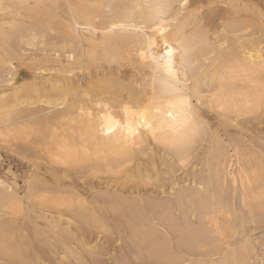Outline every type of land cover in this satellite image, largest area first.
Returning a JSON list of instances; mask_svg holds the SVG:
<instances>
[{"label": "bare ground", "instance_id": "bare-ground-1", "mask_svg": "<svg viewBox=\"0 0 264 264\" xmlns=\"http://www.w3.org/2000/svg\"><path fill=\"white\" fill-rule=\"evenodd\" d=\"M46 1L47 0H0V42H1V44H2V42L4 44H6L5 40L7 38H10V36L13 37L12 36V35H14L13 33L16 32V30L18 29L17 28L16 30H13L14 32L11 35L10 29H7L8 27H6V26L10 27V24L12 26L14 22L19 23L22 19L21 18L19 21V18L22 17V15H23L22 13H24V11H28V12L34 11L35 13L39 12L40 9L42 10L44 8L43 5ZM48 1H50L51 4L52 3L54 5L56 4L55 5V8H56V6H58L57 4H59V1H62V0H48ZM63 1H64L63 4L65 3V5H67L66 8L68 7L71 10V13L73 14V19H71L73 21L67 20L68 22L65 23L66 25L68 24V28L69 27L71 28V29L69 28V31L71 33L69 36H71V37L69 38V36L67 35L69 39L65 38L66 40H63L62 43L59 44L57 42V45L56 44L53 45L54 43L52 44V49L55 52V54L53 55V56H55V59L53 61H50L49 58L48 59L46 58L45 64H41V62L38 61L39 59H37V58L35 59L34 58L35 56L33 55L34 62L35 61L38 62L36 70H38L40 73H48L50 75L49 78L47 79L48 81L51 82L50 87H49V84L47 85L48 82L47 83L34 82L35 86H34L33 90L30 88L31 92H29L30 90H26V89H25L26 90L25 91L24 86L22 84L23 82L20 83V81L17 79V71L15 70L16 66L13 64V60H12L13 58L11 59L10 56H9V58H7L6 57L7 54L5 55L4 53H3L5 55L4 57L0 54V69H2V67L7 66V68L9 67L8 69L10 71L15 70L14 72L13 71L8 72V73H11L10 77L8 76V78H6V79L4 78V80L2 78H0V79H2V81H0V144H2L1 142L10 143L12 141V139H16L19 137L21 139L24 138V140H25L26 138L25 137L22 138V135L24 134V129L27 127V125L20 126L19 123L20 122L24 123L23 121H26V124H27V120H29V119L37 118V117L40 118V116H44L42 118V121L44 119V121L46 122L45 124L48 125L47 127H51L50 123H53V125L55 127L53 126L54 128L50 131L51 134L49 132L50 135H47L48 137L49 136L51 137V140L48 143L46 141L44 142V145L46 143L47 144H46V146H44L46 148L43 150H47V152H48L47 155H49V158L51 159L52 163H54V164L64 166V168L65 167L70 168V167H75V166L81 167L84 169L86 168L84 175L85 174L98 175V174H102L103 172H105L106 174L107 173L113 174V173H116L115 170H117V174L120 171L122 172V169L124 167H127L128 164H130V163L133 164V161L136 160L135 157H137L135 155L137 148H139L140 146H141L140 148H142L143 143L146 141L149 142L148 143L149 145L157 144V146L160 145V146H162V148L172 150L171 151V153L173 152L172 156L176 155L178 157V159H176L177 161L179 160L178 162L176 161L177 164H179L180 161H182V163H183V161L188 159L189 154H190L189 153L190 150L194 149L196 147V146H194V144L198 140L200 141L202 139L200 137V133L202 131L200 129L201 128L200 126H202V125L206 126L205 122L201 121V119H199V117L197 115L200 112L197 113L194 105L191 106V100L185 96H183V98L185 97V99H183L182 96H180L181 95L180 94L179 96L182 98L181 100H183V101L180 100V97L176 98L178 100L170 101L172 99V97H171L172 94H171V96L169 97L170 100L166 96V100L168 99V101L163 103V102H156L157 97L155 99V97L153 96L154 97V98L152 97L153 99L147 98L148 101L146 102V104L144 103V105H142L143 103H141V105H140V103H139L140 101L138 100V103L136 102L135 105L132 104L133 108L130 106L132 110L130 108H128V106H126V104L123 105L127 101L124 100L125 102L123 103V101L121 99H111V100H115L118 102L117 103L118 105H115V106L112 105L113 103H111V102L109 103V101H110V100H108V99H110L109 97H107L106 100H105V98L101 97L98 100H96L97 98H95L94 100L92 99V100L86 101L85 98H87V97H85V96H88L90 94L89 88H90V86H93L91 84L92 83L90 80L91 78H89V72L87 71L89 69L87 62H88L89 58L94 59V62L96 60L98 61V60H102V59L106 60V61H110V60H112V61L113 60L114 61L120 60L121 61L123 59V60H126L127 62L131 63V65H136L137 63H140V64L143 63V66H144V63L146 62L147 58H149V55H147V52L149 53L150 51L145 52V50H146V49H144L145 47L142 48L144 45L142 46L139 43L143 42L142 44H144V43L148 42L150 45L153 46V44H154L155 45L154 47H157L156 48L157 50L155 52V54H157V55L160 53H163V52L158 53L157 51H160V50L163 51L164 50V53L166 55L168 48H170L172 50V55L170 57V58H172V60H170L169 57H167V55L164 56L166 58L165 62L161 61L160 56H159L160 57L159 59H160L161 63L165 64V67L167 68L166 70L169 71V68H171V72H169L171 74L170 77L173 78V76H175L176 77L175 80H176L177 76L181 73V72L179 73V68L181 69L185 65L183 64L184 66L177 68L176 65L178 64V62H174L173 60L180 59L184 56L186 59V54H189L191 52V49H189L191 46L189 44L192 41L189 43L191 38L189 39V41H186L184 39V36L187 35V34L185 35L186 31L184 32V26L187 25V23L189 25V22L191 23L192 19L195 17L196 11L198 10V6H196V4L200 0H187V3H185V0H63ZM241 2H244V1L241 0ZM88 4H90L89 7L90 6L92 7L91 11L92 10H94V11L87 12L86 10L84 11V8H82V9L80 8V7H83V5L88 6ZM84 7H86V6H84ZM45 8H46V5H45ZM47 9H48V7H47ZM79 9H81V10H79ZM85 9H87V8H85ZM66 10L68 12V9H66ZM30 13H32V12H30ZM49 13H51V12H49ZM64 13H66V12H64ZM36 14H40V13H36ZM28 20H29V17H28ZM56 20H58V19H56ZM98 20H99V22H98ZM170 21H172L174 24H175V22H177L175 24L174 28L173 27L170 28L172 30H169L170 23H172ZM17 23H15L13 26H15ZM232 23H233V21H232ZM41 24H43V23H41ZM69 24L72 25V27ZM23 25H25V24H23ZM62 25H60V26H62ZM192 25L194 26V24H192ZM18 26H22V25L18 24ZM16 27L17 26H15V28ZM201 28H203V26ZM47 29H48V27H47ZM160 29H163V34L161 36L160 35L156 36L157 34H161ZM190 29H192V27ZM36 31L34 30L30 34L28 33V35L25 34V36L23 35L25 32L20 33L19 35L21 36V38L23 35V40H24L26 45L31 46V44L33 42H34V44L37 45V40L39 39L38 44L41 46H43V45L45 46L46 43H48V42H46L47 40H45L46 38H44V40H45L44 41L43 38L41 39V37H37L38 36L37 34H40V33L36 32ZM164 32H166V33H164ZM226 32H228V31H226ZM221 33H223V32H221ZM16 34L17 33H15V35ZM195 34H196V32H195ZM15 35H14V38H15ZM19 35L17 34L16 38L17 37L19 38L20 37ZM43 35L45 36L46 34L43 33L41 36H43ZM196 35H195V37H196ZM244 35H242L241 37H243ZM206 37H207V35H206ZM149 38L153 39L152 41H154V39H158L159 43L156 41H154V43H153L151 40H149ZM35 39H37V40H35ZM179 39L183 40V41H180V44L177 42ZM220 39H221V37H220ZM239 39L243 40V38H239ZM9 40H11V39H9ZM18 40L19 39H17V41ZM169 40L175 42V43L174 42H170V43L176 44V42H177L178 44L176 46H170ZM201 40H199V41H201ZM225 40H227V39H225ZM233 40H231V41L233 42ZM207 41H209V40H207ZM259 41H258V43H260ZM14 42H16V41H14ZM194 42H195V40H194ZM224 42H226V41H224ZM50 43H52V42H50ZM192 43H191V45H192ZM198 43L202 44V46H203L202 42L201 43L198 42ZM217 43L220 44L221 42H217ZM227 43H225V44H227ZM237 43H240V45H239L240 48L238 47L237 52L235 51L236 54L233 52L235 54L233 57V60H232V56L230 55L231 61L228 60L229 62H227V63H226V61L225 62L223 61V63H224L223 64V63H221V61H219L220 59L218 61H216L218 59L216 56L217 59H215V57H214V59H213L212 63H210V65H207L205 68H204L205 63H204V65H202L203 68L201 70H203V72L202 71L199 72L200 70H198V72H196V73H198L197 76L200 74L199 75L200 78H199L198 82L196 81V79H198L195 76L196 74L194 75L196 79H193V77H192V79H190V80H192L191 82H193V80H195L197 82V83L194 82V83H196V85L200 84V86H201V84L204 82L203 83L204 86L205 85L209 86L207 91H206L208 93H205L206 94L205 96L201 94V92H200L201 89L199 91V88H198L199 86H195V88H194L195 90L192 89L193 91L196 92V93L193 92V94L195 93L194 95H196L198 92L200 95L199 96L196 95V96L199 99L206 98L205 100H206V103L208 104V106L210 107V111H211V109H213L214 112H215V110H216V112L218 111L222 116L225 117L227 122L228 121L229 122L230 121L236 122V120L238 118H243L246 116H250L252 114L257 115L255 113L260 114V113H262V111L264 112V51H263L262 47L259 46L258 43H257L258 44L257 46H256V44L253 43L255 46H252V47H249V45L246 46V42H243V41H238ZM4 44L0 45V47L4 48V46H5ZM136 44H138V46ZM165 44H167L168 48L165 47ZM48 45H50V44L48 43ZM139 45H141V46H139ZM150 45H149V47H150ZM195 45H196V43H195ZM193 46H194V44H193ZM198 46H200V45H198ZM202 46H200V48ZM208 46H210V45H208ZM37 47H38V45L35 48H37ZM77 47H80L81 50L78 54V58L75 59V54L77 53L76 52ZM211 47H212V44H211ZM222 47H223V45H221V48ZM39 48H40V51H41V49H43L40 46H39ZM146 48H147V46H146ZM22 49L24 50L25 48H22ZM46 49H47V47H46ZM52 49L49 51H52ZM63 49H68L67 53H66L67 55L65 56L67 59L65 58V60L61 59L62 57L60 58V56H61L60 52L61 51H63L64 53L63 52L62 53L65 54L66 50H63ZM158 49H160V50H158ZM194 49H196L195 46H194ZM194 49L192 50V53L194 52ZM236 49H237V46H236ZM197 50H198V52H200L199 49H196V51ZM214 50H215V46H214ZM214 50H212V51H214ZM3 52H7V49L4 50ZM13 52H15V51H13ZM153 53L154 52H152L151 55H153ZM192 53H191V58L193 57ZM201 53H203V52H201ZM224 53H225V51H224ZM8 54H9V52H8ZM231 54H232V51H231ZM46 55H48V54H46ZM200 55L202 56V54H199L198 56H200ZM201 56H200V58H201ZM36 57H38V56H36ZM189 57H190V55H189ZM208 57H209V55H208ZM223 57H225V56H223ZM151 58H152V56H150V60H153ZM195 58H199V57H195ZM226 58L229 59V55ZM27 59H28V57H27ZM29 59L32 60V58H29ZM157 59H158V56H157ZM167 59H169V60H167ZM203 59H205V58H203ZM155 60H156V58H155ZM184 60H183V63H184ZM196 60H198V59H196ZM114 61H113V63L116 64ZM186 61H188V60L186 59ZM156 62H159V60ZM194 62H195V60L192 63H194ZM46 63H47V65H46ZM98 63H99V61H98ZM33 64L36 65V63H33ZM139 65H136V66H139ZM150 65H152L151 62L149 64V66ZM187 65H189V64L187 63ZM192 65L193 64H191L190 66L193 67ZM97 66H98V64H97ZM147 66L145 65V67H147ZM157 66H159V65H157ZM157 66L154 65L153 67H157ZM132 67H135V66H132ZM151 68H152L151 66L149 68L147 67V69H151ZM199 68H201V66ZM157 70H160V69L157 68ZM161 70H162V68H161ZM184 70H185V68L183 69V71ZM53 71L57 73V77L54 80L52 79V77H53L52 72ZM151 71H153V70L151 69ZM185 72L187 73L186 70H185ZM185 72H184V74H186ZM188 72H189V70H188ZM93 73L94 72H92V75H93ZM166 73H168V72H165V74ZM202 73L205 74V76H204V74L202 75V76H204V78H202L203 82L200 80ZM79 74L83 76L82 79H81V77L78 78V76H80ZM188 74H191V73L189 72ZM188 74H186L184 76H187ZM99 76H101V75H99ZM151 76H153V74ZM110 77H112V76H110ZM110 77L109 78L105 77V78L106 79L108 78V81L110 79V83H111ZM156 77H158V76H156ZM156 77H154V79ZM179 77H181V76H179ZM76 78H78V79H76ZM105 78L104 79L102 78V79L105 80ZM188 78H190V77H187V78L184 77V83L186 82L185 79L187 80ZM92 79H93V77H92ZM118 80H120V79H118ZM144 80H146V79H144ZM161 80L163 81L164 79L162 78L159 81L161 82ZM179 80L178 79L176 80L177 83L179 82ZM98 81H99V79H98ZM121 81H122V79H121ZM159 81H156V82H159ZM199 81L202 83H199ZM2 82L4 83V85H7L8 88H6L7 86L5 87L6 89L4 87H2V85H1ZM100 82L103 83V81H99V83H97V84L99 85ZM105 83H107V82H105ZM105 83H103L102 85L104 86ZM115 83H117V82H115ZM124 83H126V82H123V84ZM161 83L163 85L168 84L167 80H166L167 84L163 83V82H161ZM89 84H90V86H89ZM147 84H149V83H147ZM169 84H172V83H169ZM28 85H30V84H28ZM105 85H107V84H105ZM142 85H143V83H142ZM173 85H175V83L172 84L171 86L170 85L169 86L173 87ZM184 85L186 86L185 89H187L188 86L186 85V83ZM88 86H89V88H88ZM157 86L158 85H156V88H157ZM26 87H29V86H26ZM125 87H127V84ZM146 88L151 89L152 86L150 88L147 85ZM49 89H51L53 92H48ZM154 89H155V87H154ZM154 89L153 88L151 89L153 93L156 92V91L154 92ZM160 89H161V86H160ZM181 89L182 88H180V90H179L180 92H181ZM107 90H106V92H107ZM168 90H170V89H168ZM174 90L173 91L177 93L178 90H176V89H174ZM124 91H125V89H124ZM173 91H171V93ZM100 92H102V91H100ZM115 92H117V90H115ZM128 92H129V90H128ZM163 92H164V88H163ZM166 92L167 91L165 90V92H164L165 95L168 94ZM97 93H98V91H97ZM104 93H102V94H104ZM108 93H110L109 90H108ZM156 93H157L156 95H158V91ZM164 93H163V95L159 94L163 99H164ZM132 94H133V92H132ZM174 94H173V96L176 97L177 94H175V95ZM151 95H153V94H151ZM151 95H149V96H151ZM21 96H23V97L29 96L27 98V100L31 96V99H29L30 102H29V100L27 103L25 102V100L21 101ZM127 96H128V94H127ZM168 96H169V94H168ZM187 96H188V94H187ZM191 96H189V98ZM33 98H35V99H33ZM134 98L137 99L136 97H134ZM198 98H196V99H198ZM59 100H60V102H59ZM199 101H197V103ZM202 102L203 101L201 100V103ZM24 104L26 106L29 105V107L30 106L33 107V105L37 106V104H44L45 107L48 108V110L50 109V111L47 110L46 113L49 112V114H50L51 110H52L54 114L51 113L52 115L46 116L45 111L42 112V109H43L42 107H40L41 111H39L40 108L37 110L31 109L28 111L27 107L26 108L22 107V105H24ZM39 106H41V105H39ZM59 106H60V108H59ZM140 106H142V107H140ZM208 106H205V107L208 108ZM38 107H36V108H38ZM33 108H35V107H33ZM25 110L28 111L29 113L26 112ZM22 112H26L28 115L27 116H26V114L23 115ZM169 113H171V115H169ZM18 116L20 117V119H17V118H19ZM23 116H24V118H23ZM21 117H22V119H21ZM259 117H261V115ZM106 118H108V120H106ZM32 120H34V119H32ZM39 120L41 121V118ZM108 121L111 122V127L113 129L111 132H109L108 128H107ZM145 121L147 122V124H145ZM41 125H42V123H41ZM129 126L135 130V135L130 134ZM204 126L202 129L205 128ZM28 127L31 128V126H28ZM33 127H34V124H33ZM47 127H46V129H47ZM44 128H45V126H44ZM206 131L207 130L205 128V132ZM208 132H209V130H208ZM30 133H31V131H30ZM203 133H204V131H202L201 135H203ZM33 134L35 135V133H33ZM43 137L45 138V136H43ZM203 137H205V135H203ZM31 138H32V136H31ZM215 139H221V138H219V137L216 138V136H215ZM202 140H205V139L203 138ZM217 142H218V140L214 141V144H217ZM214 144L212 145V147L215 146ZM8 147H10V146H8ZM44 147H42V148H44ZM143 148H145V146ZM152 149H153V147H152ZM192 151H194V150H192ZM205 151H207V150H205ZM213 152L215 154V151H213ZM239 152H240V150H239ZM152 155H153V153H152ZM146 156H147V154H146ZM229 156L225 157L223 155V157L227 158V159L223 158L222 161H224V160L225 161L229 160L228 162L232 161L231 167L233 166L234 170L232 172L226 171V174L224 173V176L226 175L225 177H227V178L229 177L228 179H230L231 183L234 186L237 183L241 185V188L243 189V191L245 193L246 199H249L248 200L249 203L252 200L253 201L256 200V201H259V203L261 205H264V175L257 173L261 168L260 167L256 168L258 170L257 171L255 169L257 172H255V170L250 171L247 169L246 163L244 165L243 162L240 161V159H238V157H236L237 159L232 160V158H231L232 156H230V157ZM148 157H149V154H148ZM152 157H156V155L152 156ZM219 159H220V157H219ZM253 161H252V163H253ZM167 162H168V160H167ZM139 163H137V160H136V162H135V164H136L135 174L136 175H137V172L139 173L141 171L140 170L141 166H139ZM187 163L189 164V162H187ZM153 164L154 163H152V165ZM214 164H216L215 168H217L218 163H214ZM229 164H231V163H229ZM255 164H257V163H255ZM222 166H220L219 168H222ZM263 166H264V163H263ZM185 167H187V166H185ZM212 167H214V166H211L210 168H212ZM252 168H255V165ZM149 169H152V167ZM170 169H171V167H170ZM189 169H188V171H189ZM218 169H216L215 171H217ZM223 169H225V168H222L221 170H223ZM208 170L212 171V169L210 170L209 168H208ZM67 171H66V173H67ZM123 171H124V169H123ZM131 171L133 172L134 170H131ZM217 172H216V175H217ZM50 173H52V172H50ZM74 173H76V172H74ZM144 173H145V171H144ZM208 173H210V172H208ZM212 173L213 172H211V174ZM106 174H105V176H106ZM206 174H207V172H206ZM123 175H124V173H123ZM219 175L220 174L218 173L217 178L223 176L222 174H221V176H219ZM86 176H88V175H86ZM124 176H126V175H124ZM124 176H122V177H124ZM133 176H134V173L131 176L127 177V180H126L127 184H128V180H131ZM209 176H211V175H209ZM123 179H120V180H123ZM194 179H196V178H194ZM197 179H199V178H197ZM221 179L223 182L221 180H219V183L224 184L225 179H223V177ZM216 180L218 181V179H216ZM145 181H147V180H145ZM175 181L178 182L177 180H175ZM175 181H173V184L170 182L172 184V186L170 185L171 186L170 187V191H171L170 195H174L175 192H177L176 193L177 198L174 197L175 200H169L166 198L159 199L158 196H156L157 199H155L154 196H152V197L149 196V198H148L149 200L147 202H143V200L140 201L141 204H142V202L144 203V204H142V206L143 205L144 206L141 207L140 206L141 204H139L140 202L138 203L135 198L131 199V200H133L134 203H136V205H138V207H141L143 209L144 208L150 209L152 211L155 210L160 215L162 214L163 219L165 221L164 223H166L165 225L168 224V226L170 227L169 229H171V228L175 229L176 228L175 230H177V229L179 230V236H177V238H176V245L182 249V250L177 249L180 251H177L176 249H174L171 242L166 241L167 239H165L164 236L163 237H157V233H160V232H157L158 229L156 230L157 233L155 231H154L155 232L154 233L153 231L148 230V229L144 230L143 228L142 229L144 231L139 232L140 236H142L143 239L145 238L143 241H145L146 239H149L151 241L150 244H154L155 247L153 246L154 248L151 249V253H152L151 255L157 259L156 262L159 259V260H161L159 262L163 261L164 264H197V263L198 264H249L250 263V261H249L250 258L248 257L249 254L246 253L249 249L248 250L245 249L248 247V246L245 247L246 246L244 244L245 241L242 243L244 247L241 245L242 247L240 246V250H239V248H237V247H239L238 242H240L241 240H239L237 242L238 244L234 243L235 240L233 238L236 239V237H238V234L236 237H234L236 233H235V229H234L235 234L232 233V231H233V229H231L232 224L230 223L231 221H228L230 219L227 220L228 222L226 221L227 223L225 222L226 225L231 224L230 227L229 226L226 227L225 224L222 225L220 220H219V214H220L221 210L223 208H225L226 206H228V205H226L225 207H221V206H223L222 205V197H223L222 192L218 193L219 192V190L217 192L218 188H216V190L213 189L214 191H211V192L208 190V188H205V186L208 187V185L210 184L209 182L212 181V178H209L208 180H205V178L204 179L201 178V179H199V181L195 180L197 182H195L193 180L194 183H196L195 185L197 186L196 187L197 189H195V188L189 189L190 187L188 185L187 186L189 188L188 187L181 188L180 184H182V183H179L180 186L178 189L177 183ZM86 182H87V180H86ZM213 182L211 184H213ZM226 182H228V180H226ZM206 183L207 184L209 183V184L207 185ZM183 184H182V186H183ZM119 185H121V184H119ZM29 186H28V189H29ZM48 186H50V185L48 184ZM89 186H91V185L89 184ZM131 186H133V185H131ZM58 187H59V185H58ZM127 187H129V186H127ZM193 187H195V186H193ZM210 187H209V189H210ZM63 188H64V186H63ZM214 188H215V186H214ZM73 189L75 190V188H73ZM131 189H133V188L131 187ZM167 189H169V188H167ZM221 189H222V187L220 188V190ZM227 189H229V188H227ZM256 189L258 191H256ZM32 190H33V188H32ZM32 190H31V192H32L31 194H29V193H27V194H29V195L35 194V193H33L34 190L33 191ZM59 191H61V190H59ZM110 191H113V190H109V192ZM205 191L206 192L209 191V194H205L204 193ZM249 191H251L253 193L252 196H251V194L250 195L248 194ZM48 192H49L48 195H45V196L42 194L41 195L37 194V195H39L38 201L34 198L37 202H39V203L36 202L35 204H40V206H41V207H39L41 209V210L39 209L40 210V213H39L40 216L43 217L47 222H49V225H51V227L53 226L56 229L61 228L60 231L58 230V232H65L67 234L73 233V236H75V233H74V231H75L74 225L75 224H74L73 218L77 216V217L81 218L82 220H86L87 215L83 211L84 205H82V207H83L82 208L83 210L81 209L82 211L80 210L81 206L79 205L80 207L77 206V208H79L78 210H80V211L74 212L71 207H73V208L76 207L75 203L73 202L74 203L73 204L72 201L70 200V198L63 197V196H65L63 194L64 193L63 191H62L63 195H61V193H59V195H57L53 192L50 193L51 192L50 190ZM164 192H166V191H164ZM164 192H163V194H165ZM224 192H226V191H223V193ZM201 193L205 194L206 196L202 195ZM18 194L19 193H17V191L14 189L13 186H11V184L7 183L4 179H2V177H0V213L5 212V214H7V216L9 215L10 219H13L12 217L14 216V214H17V212L20 214V212H21L20 210H23V209H21L23 207V206L21 207V200H20L21 198H19ZM151 194H153V193H151ZM118 196L119 195H117V197ZM143 196H144V194H143ZM224 196H225V194H224ZM245 196H244V198H245ZM122 197H125V196L123 195ZM28 198H30V197H28ZM32 198H30V199H32ZM168 198H170V197H168ZM115 199H117V198H115ZM225 200H227V199H225ZM116 201H118V200H116ZM223 201H224V199H223ZM242 201H243L244 205L248 204L247 202L246 203L244 202V199ZM133 202H132V205L136 206V205H134ZM183 202L185 205H186V203H188L187 206L190 205L187 210L190 211V209H192L193 210L192 213L196 212L195 214L193 213V215L192 214H190V215L193 217V219L198 218V220H199L198 222H196V220L193 221V219H191V216L190 217H189V215L187 216V214H186L187 211L185 212V214H186L185 219H183L182 216H181V218L179 217L178 213H181V212H179L180 210L178 212H175L177 210V208L178 209L183 208L185 210V208H184L185 206H184ZM177 203H179V204H177ZM180 204L182 205L181 208L179 206ZM225 204H227L226 201H225L224 205ZM255 204H256V202H255ZM260 204H259V206H261ZM76 205H78V204H76ZM175 205H178V206H175ZM175 207H176V210H175ZM255 207L256 206H254L253 208H255ZM124 208H125V206H124ZM157 208H161V209L158 210ZM249 208L252 210V206ZM121 209H122V207H121ZM183 209H181V211H183ZM132 210H133V208H132ZM140 210H138V211H140ZM259 210H260V207H259ZM224 211H222L221 214ZM73 212L76 214V216H74L75 214H73ZM143 213H144V211H143ZM230 214H232V213H230ZM260 215H258L259 217L257 216L258 218L255 216L254 217L252 216L253 217L252 219H255V218L260 219V217H261V219L264 220V214L262 215V213H261ZM142 216H144V215H142ZM228 216H229V214H228ZM160 217H162V216H160ZM221 217L224 218L223 216L220 215V218ZM227 217H226V219H227ZM16 218H17V216H16ZM155 218H154V220L157 219V218L156 219ZM222 218H221V220H222ZM75 219H77V218H75ZM14 220H15V217H14ZM14 220L11 222L8 220V223L9 222L13 223V222H15ZM158 220H160V219H158ZM3 221H1V222H3ZM194 222H196L198 224H196ZM232 222H234V221H232ZM8 223H7V225H8ZM142 223L143 222H141V224ZM199 223H201V224H199ZM152 225H155V224H152ZM53 227H52V229L55 230V228H53ZM156 227H157V225H156ZM7 228L8 227L5 226V224L0 226V256L1 255L3 256L5 254V256L9 257V255H6L8 253L16 256V255H18V254H16L17 250H13V248L11 249L9 246H7V244L3 243V240H1V236L3 233L2 231L7 230ZM162 228H164V227H162ZM232 228H233V226H232ZM167 229L168 228H166V230ZM171 231H172V229H171ZM134 232H136V231L134 230ZM134 232L132 231L131 236H133ZM139 233H136L134 235L137 236ZM162 233H163V231H162ZM177 233H178V231H177ZM67 234H66V236H67ZM169 236H170V234H169ZM67 237H69V236H67ZM6 239H7V237L5 238V240ZM8 240L9 239L6 240V243L8 242ZM153 240H155V241L158 240V241L155 242ZM152 241L154 243H152ZM19 242H20V240H19ZM22 243H24V242H22ZM156 243H158L160 245L158 246V244H156ZM248 243H249V241H248ZM87 244H88V242H87ZM27 245H29V244H27ZM63 246H65V245H63ZM249 246H251V245H249ZM12 247H13V245H12ZM25 247H27V246H25ZM88 247H91V246H88ZM93 247H94V245H93ZM96 248H98V247H96ZM241 248L243 249V251H241ZM6 250H8V253H6ZM9 250L11 252H9ZM244 250H245V252H244ZM93 251L94 250H92V252ZM152 256H151V258H152ZM193 256H198L199 258L194 259L195 257L193 258ZM206 258H208V259H206ZM125 259H126V257H125ZM10 262H12V261H10ZM31 262H29V264ZM225 262H228V263H225Z\"/></svg>", "mask_w": 264, "mask_h": 264}, {"label": "rangeland", "instance_id": "rangeland-1", "mask_svg": "<svg viewBox=\"0 0 264 264\" xmlns=\"http://www.w3.org/2000/svg\"><path fill=\"white\" fill-rule=\"evenodd\" d=\"M242 1H244V2H241V0H200L196 4V6H198V10L196 11L195 17L192 19L191 23L189 22V25L187 23V25L184 26V32L186 31L185 35L187 34L186 36H184V39L186 41H189V39L191 38L192 40L190 39L189 43L191 41L193 42V43L191 42L192 45H191V43L189 44L191 46L189 48V49H191V52L189 54H186V59L188 61H186L185 56L180 58V59L173 60L174 62H178V64L176 65L177 68L182 67V66L185 65L183 68H181V69L179 68V73L180 72L181 73L177 76V79L178 80L180 79L178 83L176 81L177 79L175 80V78H176L175 76L172 75L174 79L172 77H170L171 74L169 73L168 70H166L167 68L165 67V64L161 63V61L162 62L166 61L165 60L166 58L164 57V56H166L165 53H164V50L162 51V50L158 49L160 51H157L158 53L163 52L164 54L163 53H160L158 55L155 54V52L157 50L156 49L157 47H154L155 45L153 43H154V41L159 43L158 39H154V41H152L153 39L149 38V40H151L153 42L152 43L153 46L150 45L148 42L144 43V44H142L143 42L139 43L142 46L144 45L142 48L145 47L144 48V49H146L145 52L146 51H150L149 53L147 52V55H149V58H147L146 62L148 60L151 62L152 65H150V66L152 67L151 69L153 71H151V69H147V67L148 68L150 67L149 66L150 62L149 61L147 63L145 62L144 66H143V63H141V64L137 63L136 65H139V64L140 65L136 66V65H131V63H129L126 60H123V59L121 61L120 60L119 61H114L113 60L116 64H114L112 60L106 61V60L102 59V60H98L99 61V63H98L97 60L94 62V59H92V58H89L90 60L88 59L87 65H88L89 69L87 71L89 72V78H91L90 80H91L92 83L91 82L90 83L93 86H90V84H89L90 88L88 86V88L90 89L89 90L90 94L88 96H85L88 99L84 97L86 101L92 100V99L94 100L95 98H97L96 100H98L101 97L105 98V100H106V98L109 97L110 98V99H108V100H110L109 103L111 102V103H113L112 105L115 106V105H118L117 104L118 102L115 101V100H111V99H121L123 101V103L125 101H127L123 105L126 104V106H128V108L131 109V107L133 108V105H135L136 102L138 103V100L140 101L139 102L140 105H141V103H143L142 105H144V103L146 104V102L148 101L147 98L153 99L155 97V99H156V97H157L156 102L165 103L166 101H168V99L171 96V94H172V96H171L172 99L171 100L169 99L170 101L178 100L176 98H179L180 96H182V98H183V96L188 97V99L191 100V106L194 105V107L196 109V112L197 113L200 112L199 114H197L199 119H201V121H204L205 124H206V126H204L202 124H201L202 126H200L201 127L200 129L202 131H204V133H205V134L203 133V135H205V137H203V135H201L202 134V131H201L200 137L202 139L204 138L205 140L201 139L200 140L201 142L198 140L194 144V146H196V147L195 148L193 147L194 149L190 150V152H189L190 154H189L188 159L183 161V163H182V161H180L179 164H177V162L179 160L177 161L176 159H178V157L176 155L172 156V154H173V152L171 153L172 150L162 148V146H160V145L157 146V144L149 145L148 144L149 142L146 141L142 145L143 147L145 146V148H143V147L140 148L141 147L140 146L139 147L140 149L137 148V150L135 152V155L138 157V158L135 157V159L137 160V163L140 162L139 166H141L140 167L141 171L139 172L140 174L138 172H137V175L135 174V172H136L135 171L136 170V164H135L136 160H135V161H133V164L132 163L128 164L127 165L128 168L124 167L123 168L124 171L122 169V172L120 171L118 174H117V170H115L116 173H113L114 175L113 174H109V173L106 174L105 172L102 173L103 175L102 174H98V175L85 174L84 175V173L86 171V168L84 169V168L76 167V166L75 167H70V168H68V167L64 168V166L54 164V163H52L51 159L49 158V155H47L48 154L47 150H43V149L46 148L44 146H46V144L48 142H50V140H51V137L50 136L48 137L47 135H50L51 134L50 131L55 127L53 125V123H50L51 127H47L48 125L45 124L46 122L44 121V119L42 121V118L44 116H40L41 121L39 120L40 118L37 117V118H32L34 120H32V119L27 120V124H26V121H23L24 123H22V122L19 123L20 126L27 125L26 128L24 127L25 129H24V134L22 135V138L25 137L28 141L26 139L24 140V138L21 139L19 137L20 139L19 138L12 139V141L10 143L1 142L2 144H0V146H1L0 147V177H2V179H4L7 183L11 184V186L14 187V189L17 191V193H19L18 196H19V198H21L20 199L21 200V207L23 206L21 209H23V210H20L21 211L20 212L21 215L18 212H17V214H14V216L12 215L13 219H10L9 215L7 216V214H5V212L4 213L3 212L0 213V219H1L0 220V226L5 224V226L8 227L7 230H3L2 231L3 233H2V236H1V240H3V243L7 244V246H9L11 249L13 248V250H17L16 254H18L16 256L15 255H11V254L8 253V250H6V253H8L6 255H9V257L5 256V254L3 256L1 255L2 257L0 256L1 257L0 258V264H21V263L22 264H29V262H31V261H32L31 262L32 264H40V263L41 264H69V263L70 264H155V263L156 264H164L163 261L159 262V261H161L159 259L156 262L157 259L151 255L152 254L151 253V249L155 247L154 244H150L151 241L149 239H146L145 241H143L145 238L143 239L142 236H140L139 232H143L144 230H147V229L151 230L153 232L154 231L156 232V230L158 229L157 232H160V233L156 232L157 233V237H163L164 236V238L167 239L166 241H170L172 246L174 247V249L177 250V249H181V248H179L176 245V238H177V236H179V230L178 229L175 230L176 228L175 229L171 228L172 229V231H171V229H169L170 227L168 226V224L165 225L166 223H164L165 221L163 219V215L162 214L160 215L155 210L152 211V210L146 209V208L143 209V208H141V207L144 206V205L142 206V204H144L143 202H147L149 200L148 199L149 196L150 197L154 196L155 199H157L156 196H158L159 199L166 198V199H169V200H175V198H177V194H176L177 192H175L174 195H170V192H171L170 191V187L172 186L173 181H175V180L178 181V182L175 181L177 183L178 189H179L180 185H181V188L189 186L190 187V188L188 187L189 189H194V188L197 189L196 188L197 186L195 185L196 183H194V181L195 180L199 181V179H201V178L202 179L205 178V180H208L209 178H212V181L209 182L210 184L208 183L209 185L206 183L208 185V187L205 186V188H208V190L210 192L216 190V188H218L217 192L219 190L218 193L222 192V195H223V197H222V205L223 206H221V207H225L226 205H228V206L223 208L225 211L223 209L221 210V212L224 211L225 213L223 212L221 214V212H220L219 220H220L221 224L224 225L225 222L228 219H230L228 221H231L230 223L232 224L233 228H232L231 224H229V225L225 224V226L226 227L227 226H229V227L231 226V229H233L232 233H234V229H235V233L236 234L234 233L235 234L234 237H236L237 234H238V237H236V239L233 238L236 241V242L234 241L235 244L239 243V247H237V248H239V250H240V246L241 245L243 246L242 243L245 241L244 242V244L246 245L245 247H247V246L249 247V248L248 247L245 248L246 250L249 249L248 250L249 252L248 251L246 252L247 254H249L248 255V257L250 258V260H249L250 263L249 264H251V263L252 264H264V220H262L261 217H260L261 220L257 219L259 217L258 215H260L261 213H262V215L264 214V207H263L264 205H261L259 203V201H256V200H254V201L250 200L251 202L250 203L248 202L249 199H246L245 193H244L243 189L241 188V185L237 183L236 185L238 187L236 185L234 186L231 183L230 179H228L229 177L227 178V177H225L226 175L224 176V173L226 174V171L227 172L228 171L232 172L234 170V167L233 166L231 167L232 161L231 162H228L229 160L222 161L223 158H224L223 155L225 157L230 155V156H232L231 157L232 160L233 159L235 160V159H237L236 157H238V159H240V161H242L244 165L246 163V167L250 171H254L256 168H259V167L261 169L262 168L264 169V166H263V163H264V112L262 111V113L259 112L260 114L255 113L257 115H253L252 114L250 116H246V117H243V118H238L236 120V122L235 121H233V122H231V121L229 122L228 121L227 122L225 117L222 116L218 111L216 112V110H215V112H214L213 109H211V111H210V107L208 106V104L206 103V100H205L206 98L199 99L196 95L199 96L200 94L197 92V94L194 95L196 92L193 91V90H195L194 89L195 86H199L198 88H199V91L201 89L200 92H201L202 95L205 96L206 95L205 93H208L206 91H207L209 86L205 85L206 86L205 87L204 84H203L204 82L202 81L203 80L202 78H204L205 74L204 73L201 74V79L200 80L203 83L199 81V83H202L201 86H200V84L196 85V83L198 82V80L200 78V76H199L200 74L197 76L198 73H196V72H198V70H200L199 72H201V71L203 72V70H201L203 68L202 65H204V63H205L204 68L207 65H210V63H212L214 57H215V59L218 58L216 61H218L220 59L219 61H221V63H223V61L224 62L226 61V63L231 61V56H232V60H233V57L236 54V52L238 50V47L240 45V43H237L238 41L246 42V46L249 45V47L255 46L254 44H256V46L259 44V46L262 47V49L264 51V47H263L264 46V0H242ZM49 2L50 1L47 0L45 2L46 4L44 3V5H43L44 8L42 7L44 10L40 9L39 12H36V13H40V14H36L34 11H30L32 13H30L28 11H24V13H22L23 14L22 17L19 18V21L22 18L21 21H20L21 23L19 21H18L19 23H17V22L13 23V25L15 23H17L15 25V26H17L16 28L13 25L11 26V24H10L11 28L9 26H6V27H8L7 29H10V34L11 35L14 32L13 30H16L17 28L18 29L16 30V32L13 33L14 35H15V33H17L19 35L20 33L25 32L23 34L25 36V34L28 35V33L30 34V33H32V31H34V30L36 31L37 30L36 32L40 33V34H37L38 35L37 37H41V39L43 38V40H44V38H46L45 39V40H47L46 42H48L50 45H48V43H46L45 46L44 45L43 46L39 45L38 44V41H39L38 38H37L38 40L35 39V40H37V45H38L37 48L38 49L35 48L37 45L34 44V42L32 43L33 45L31 44V46L30 45H26L24 40H23V35L22 34H21L22 38H21L20 35H19L20 36L19 38L18 37L16 38L17 34L15 35L16 39L14 38V35H12L13 37L10 36V38H7L5 40V43L7 45L4 44L3 42L1 44V42H0V45H3V44L5 45L4 46L5 49L3 47H0V54L3 57L7 54L6 55L7 58H9V56H10L11 59L13 58L12 59L13 60V64L16 66L15 70L17 71V79L20 81V83L23 82L22 84L24 86V90L25 89L26 90H30L29 92H31V89L33 90V88L35 86L34 82H37V83H40V82L47 83L48 82L47 85L49 84V87H50V84H51V82L47 80L49 78V76H50L48 73H40L38 70H36L38 62L37 61L34 62L33 55L35 56L34 57L35 59L36 58L39 59L38 61L41 62V64H45L46 58L47 59L49 58L50 61H53L55 59V56H53L55 54V52L52 49V44L54 43L53 45H55V44L57 45V42L59 44L62 43L63 40H66L68 38V36L71 34L70 31H69L70 27L68 28V24L67 25L65 24L66 22H68L67 20L73 21V20H71V19H73V14L71 13V10L68 7L66 8L67 5H65V3L63 4V2H64L63 0L59 1V4H57L58 6H56V8H55L56 4L54 5L53 3L51 4V2L50 3ZM45 5H46V8H45ZM89 5L90 4H88V6L87 5H83V7H80V8L81 9L84 8V11L86 10L87 12H90L92 7L91 6L89 7ZM84 6H86V7H84ZM47 7H48V9H47ZM85 8H87V9H85ZM66 9H68V12H67ZM81 9H79V10H81ZM92 11H94V10H92ZM49 12H51V13H49ZM64 12H66V13H64ZM27 16L29 17V20H28ZM56 19H58V20H56ZM232 21H233V23H232ZM98 22H99V20H98ZM170 22H172V21H170ZM41 23H43V24H41ZM176 23L177 22H175V24ZM18 24H20L22 26H18ZM23 24H25V25H23ZM173 24H174L173 22L170 23L169 30H172V29H170L171 27L174 28L175 24L174 25ZM192 24H194V26ZM60 25H62V26H60ZM70 26L72 27V25H70ZM202 26H203V28H201ZM47 27H48V29H47ZM189 27L190 28L192 27V29H190ZM225 30L228 31V32H226ZM195 32H196L197 35L195 34ZM221 32H223V33H221ZM41 33L42 34L44 33L46 35L45 36L44 35L41 36L42 35ZM164 33H166V32H164ZM159 35L161 36L162 34H157L156 36H159ZM195 35H196L197 38L195 37ZM206 35H207V37H206ZM242 35H244L245 37L244 36L241 37ZM70 37L71 36H69V38ZM220 37H221V39H220ZM239 38H243V40H240ZM9 39H11V40H9ZM17 39H19V40L17 41ZM225 39H227V40H225ZM194 40H195V42H194ZM199 40H201V41H199ZM207 40H209V41H207ZM231 40H233V42ZM14 41H16V42H14ZM180 41H183V40L179 39L177 42L180 44ZM224 41H226V42H224ZM258 41L260 43L261 42L262 43L260 44V43H258ZM50 42H52V43H50ZM170 42H174V41H170L169 40V43ZM177 42H176V44H174L175 42L174 43H170V46H176L178 44ZM198 42H200V43L202 42L204 47L202 46V44H199ZM217 42H221L220 44L223 45V47H222L223 49L221 48V45L218 44ZM195 43H196V45H195ZM225 43H227V44H225ZM193 44H194L196 49H199L200 52H198V50L196 51V49H194ZM211 44H212V47H211ZM136 45L138 46V44H136ZM141 45H139V46H141ZM149 45H150V47H149ZM198 45H200L202 47L200 48V46H198ZM208 45H210V46H208ZM39 46L41 48H43L44 50L41 49V51H40ZM146 46H147V48H146ZM214 46H215V50H214ZM236 46H237V49H236ZM46 47H47V49H46ZM22 48H25V49L23 50ZM77 48H76V52L77 53L75 54V59L78 58V54H79V52L81 50L80 47H77ZM6 49H7V52H3ZM51 49H52L53 52L49 51ZM193 49H194V52L192 53ZM12 50L15 51V52H13ZM63 50H66L65 54H63L64 52L61 51L60 52L61 53L60 54L61 55L60 58L62 57L61 59L65 60V58H66L65 56L67 55L66 53H67L68 49H63ZM212 50H214V51H212ZM224 51H225V53L227 52L228 54L226 53L227 54L226 55L224 53ZM231 51H232L233 55L231 54ZM8 52H9L10 55L8 54ZM152 52H154L153 55H151ZM201 52H203V53H201ZM191 53H192V56H193L192 58H191ZM46 54H48V55H46ZM199 54H202V56L200 55L201 58H200V56H198ZM189 55H190V57H189ZM208 55H209V57H208ZM228 55H229V59L226 58V57H228ZM36 56H38V57H36ZM150 56H152L151 59H153V60H150ZM157 56H158V59H157ZM159 56L161 57V61L159 59L160 58ZM216 56H217V58H216ZM223 56H225V57H223ZM27 57H28V59H27ZM195 57H199V58H195ZM202 57L205 58V59H203ZM29 58H32V60L29 59ZM155 58H156V60H155ZM196 59H198V60H196ZM158 60H159L160 63L156 62ZM167 60H169V59H167ZM170 60H172V58H170ZM183 60H184V63H183ZM194 60H195V62H194L195 64L192 63ZM33 63H36V65L33 64ZM187 63L189 65H187ZM97 64H98V66H97ZM191 64H193L192 65L193 67L190 66ZM46 65H47V63H46ZM145 65L146 66L148 65V66L145 67ZM154 65L155 66L159 65V66L153 67ZM132 66H135V67H132ZM200 66H201V68H199ZM8 68L6 66V67H2V69H0V78H2L3 80H4V78L6 79V78H8V76L9 77L11 76V73H8V72H12V71L14 72L15 71V70L10 71ZM157 68H159L160 70H157ZM161 68H162V70H161ZM184 68L187 71V73L185 72V70L183 71ZM188 70H189V72L191 74H188L189 73ZM92 72H94L93 75H92ZM165 72H168V73H166L167 75L165 74ZM184 72L186 74H188V75L184 76V75H186V74H184ZM52 74H53L52 75L53 76L52 79L54 80L57 77V73L53 71ZM152 74H153V76H151ZM203 74H204V76H202ZM99 75H101V76H99ZM194 75L198 79H196ZM110 76H112V77H110ZM156 76H158V77H156ZM179 76H181V77H179ZM80 77L82 79L83 76L82 75L78 76V78H80ZM92 77H93V79H92ZM105 77H108V78L110 77L111 78V83H110V79L108 81V78L106 79ZM154 77H156L157 79L156 78L154 79ZM184 77L185 78L190 77V78H188L189 80L192 79V77H193V79H196L197 82L195 80H193V82H191L192 80L189 81L188 79L187 80L185 79V81H186L185 83L188 86V88L185 89L186 86L184 85L185 84L184 83ZM78 78H76V79H78ZM97 78L99 79V81H103V83L107 82V83H105L107 85L104 84V86H103L102 85L103 83L100 82V84H99L100 86H99L97 84V83H99ZM102 78L103 79L105 78V80H103ZM162 78L164 80L163 81L161 80V82L166 83V80H167V83H168V84L166 83L167 85H165V84L163 85L159 81ZM2 79H0V81H2ZM118 79H120V80H118ZM121 79H122V81H121ZM144 79H146L147 81L144 80ZM156 81H159V82H156ZM115 82H117V83H115ZM123 82H126V83L123 84ZM146 82L149 83V84H147ZM194 82H196V83H194ZM142 83H143V85H142ZM169 83H172V84L175 83L176 86L173 85V87H170L172 84H169ZM28 84H30V85H28ZM126 84H127V87H125ZM146 84L150 88H151V86H152L153 89L155 87L156 90L154 89V92L158 91V95L159 94L163 95V93L166 90L167 91L166 93H168L169 96H168V94L165 95V93H164V99H165L164 100L160 95L159 96L156 95L157 94L156 92L153 93L152 90H151L152 88L151 89H149V88L147 89L146 88L147 87ZM155 84L158 85L157 88H156ZM1 85L4 88L7 86V85H4L3 82H2ZM26 86H29V87H26ZM160 86H161V89H160ZM179 87L182 88L181 92L183 94L179 91L180 90ZM6 88H8V86ZM163 88H164V92H163ZM105 89L106 90L108 89L110 93H108V90L106 92ZM124 89H125V91H124ZM168 89H170V90H168ZM174 89L178 90L180 93L178 91H177V93L174 92L175 91ZM50 90L51 89H49L48 92H53L52 90L51 91ZM115 90H117V92H115ZM128 90H129V92H128ZM97 91H98V93H97ZM100 91H102V92H100ZM171 91H173L175 94H177L176 97L173 96L174 93L173 92L171 93ZM132 92H133V94H132ZM193 92H195V93L193 94ZM102 93H104V94H102ZM127 94H128V96H127ZM151 94H153V95H151ZM187 94H188V96H187ZM149 95H151V96H149ZM133 96L136 97L137 99H135ZM166 96L168 98L167 100H166ZM189 96H191V97L189 98ZM28 97L29 96H27V97L21 96V101L25 100V102L27 103L28 100L31 99V96H30V98L27 100ZM185 97L183 99H185ZM182 98L180 97V100ZM196 98H198V99H196ZM33 99H35V98H33ZM201 100L203 101L202 103H201ZM181 101H183V100H181ZM197 101H199L198 102L199 104L197 103ZM29 102H30V100H29ZM59 102H60V100H59ZM39 105H41V106H39ZM204 105L208 106V108L205 107ZM22 107L23 108L27 107L28 111L31 110V109L37 110L40 107H42L43 108L42 112L45 111V113L48 110V108H46L44 104H37V106L33 105V107H35V108H33L31 106L29 107V105L26 106L25 104L22 105ZM36 107H38V108H36ZM140 107H142V106H140ZM59 108H60V106H59ZM28 111H26V112H28ZM39 111H41V108L39 109ZM48 111H50V109ZM26 112H22L23 115L26 114V116H27L28 114ZM51 113L54 114L52 110H51ZM51 113L50 114H49V112L46 113V116L47 115L48 116L52 115ZM260 115H261V117H259ZM23 118H24V116H23ZM17 119H20V117L17 118ZM21 119H22V117H21ZM32 123L34 124V127H33ZM41 123H42V125H41ZM28 126H31V128H29ZM44 126H45V128H44ZM203 126L206 128V130H207L206 132H205V128L202 129ZM46 127H47V129H46ZM208 130H209V132H208ZM30 131H31V133H30ZM49 132H50V134H49ZM33 133H35V135ZM214 135L216 136V138L219 137L221 139H215ZM31 136H32V138H31ZM43 136H45V138ZM216 140H218V142H217V144H214V141H216ZM45 141L47 143L44 145ZM212 143L215 145L214 147H212V145H213ZM8 146H10L12 149L10 147H8ZM42 147H44V148H42ZM152 147H153L154 150L152 149ZM192 150H194V151H192ZM205 150H207V151H205ZM212 150L215 151V154H214V152ZM239 150H240V152H239ZM152 153H153V155H152ZM146 154H147V156H146ZM148 154H149V157H148ZM155 155H156V157H152V156H155ZM219 157H220V159H219ZM224 159H227V158H224ZM167 160H168V162H167ZM252 161H253L254 164L252 163ZM151 162L154 163V164L152 165ZM187 162H189V164ZM223 162L224 163L226 162V163L224 164ZM214 163H218L217 164V168H215L216 164H214ZM229 163H231V164H229ZM255 163H257V164H255ZM221 164L222 165L224 164L223 165L224 167ZM254 165H255V168H252V167H254ZM185 166H187V167H185ZM211 166H214V167L210 168ZM220 166H222V168H225V169L221 170L222 168H219ZM151 167H152V169H149ZM170 167H171V169H170ZM208 168L210 170L212 169V171H209ZM188 169H189V171H188ZM216 169H218L217 170L218 172L215 171ZM261 169L259 171L256 169L258 172L256 170H255V172L264 175V170L263 169L261 170ZM131 170H134V171L132 172ZM143 170L145 171V173H144ZM66 171H67V173H66ZM50 172H52V173H50ZM74 172H76V173H74ZM206 172H207V174H206ZM208 172H210V173H208ZM211 172H213V173L211 174ZM216 172H217V175L219 173L220 174L219 176H221V174L223 176L217 178L218 176L216 175ZM123 173L126 176H124ZM133 173H134V176L132 177L131 180H128V184H129L128 185L127 181H126L127 177L131 176ZM105 174H106V176H105ZM86 175H88V176H86ZM209 175H211V176H209ZM99 176L100 177L102 176V177L100 178ZM122 176H124V177H122ZM222 177H223V179H225L224 180V182H225L224 184L223 183H219V180L222 181V179H221ZM194 178H196V179H194ZM197 178H199V179H197ZM120 179H123V180H120ZM216 179H218V181ZM86 180H87V182H86ZM145 180H147V181H145ZM226 180H228V182H226ZM195 182H197V181H195ZM212 182H213V184H211ZM179 183H182V184L184 183V184L182 186V184L179 185ZM48 184L50 186H48ZM89 184L91 186H89ZM119 184H121V185H119ZM189 184L190 185L192 184L191 185L192 187ZM58 185H59V187H58ZM131 185H133V186H131ZM213 185L215 186V188H214ZM28 186H29V189H28ZM63 186H64V188H63ZM127 186H129V187H127ZM193 186H195V187H193ZM220 186L222 187L223 190L222 189L220 190V188H221ZM131 187L133 189H131ZM209 187H210V189H209ZM32 188H33L34 191L32 190ZM73 188H75V190ZM167 188H169V189H167ZM227 188H229V189H227ZM31 190L36 195L35 194L29 195V194L32 193ZM49 190L51 191L50 193L53 192V193H55L57 195H59V193H61V195H63V194L65 195L63 197L70 198L72 203L74 202L75 206H76L74 208L71 207L74 212H78L84 207L83 208L84 210L83 209L82 210L87 215L86 216V220H82L81 218L77 217L76 214L73 212V214H75L74 216H76L74 218L72 217L73 220H74V224H75L74 225L75 226V231H74L75 236H73V233L72 234H67L65 232H58V230L60 231L61 228L60 229H58V228L56 229L55 227L52 226L53 228H55V230H53L51 225H49V222H47L43 217L40 216L39 213H40L41 209L39 207H41V206H40V204H35V203L39 200V195H41V194L44 195V196L48 195V193H49L48 191ZM59 190H61V191H59ZM109 190H113V191L109 192ZM62 191L64 192L63 194H62ZM164 191H166V192H164ZM209 191H207V192L205 191L204 193L205 194H209ZM223 191H226V192L223 193ZM256 191H258V190L256 189ZM150 192L153 193V194H151ZM163 192L165 194H163ZM27 193H29V194H27ZM142 193L144 194V196H143ZM37 194H39V195H37ZM201 194L206 196L203 193H201ZM224 194H225V196H224ZM248 194L249 195L251 194V196H252L253 193L251 191H249ZM117 195H119L121 198L119 196L117 197ZM123 195L127 199L125 197H122ZM244 196H245V198H244ZM28 197H30V198L33 197V198L30 199ZM168 197H170V198H168ZM241 197L244 199V202L245 203L247 202L249 205L248 204L244 205V203L242 201L243 199ZM115 198H117V199H115ZM132 198L133 199L135 198L138 203L141 200H143L142 204H141V202L139 203V204H141L140 205L141 207H138V205H136V203H134L133 200H131ZM223 199H224V201H223ZM225 199H227V200H225ZM116 200H118V201L120 200V201L118 202ZM225 201H226L227 204L224 205ZM132 202L137 207L133 206ZM255 202H256V204H255ZM37 203H39V202H37ZM76 204H78V205H76ZM177 204H179V203H177ZM183 204H184V202H183ZM187 204L188 203H186V205L184 204L185 207L183 206L185 208V210L183 208H181V206H182L181 204L179 205L180 208L183 209V211H181V209H178V208L176 210V207H175V210H176L175 212H178L180 210L179 212L182 213V214L178 213L180 218L182 216L183 219H185L186 218V214H187V216L189 215V217L191 216L190 214L193 215L194 212L192 213V211H193L192 209H190V211L187 210L188 207L190 206V205L187 206ZM259 204L261 206H259ZM79 205L81 206L80 210H78L79 208H77V206L80 207ZM82 205H84V206L82 207ZM124 206H125V208H124ZM175 206H178V205H175ZM251 206H252V210L249 208ZM254 206H256L257 208L256 207L253 208ZM121 207H122V209H121ZM259 207H260V210H259ZM132 208H133V210H132ZM157 209L159 210L161 208H157ZM138 210H140V211H138ZM143 211H144V213H143ZM186 211H187V213L185 214ZM230 213H232V214H230ZM228 214H229V216H228ZM15 215L17 216V218H16ZM142 215H144V216H142ZM220 215L223 216L225 219L221 217L222 218V220H221ZM160 216H162V217H160ZM252 216L253 217L254 216L255 217L258 216V217L255 218L256 219L255 220V219H252L253 218ZM14 217H15V220H14ZM226 217H227V219H226ZM75 218H77V219H75ZM154 218L156 220H154ZM158 219H160V220H158ZM191 219H193L192 216H191ZM8 220L10 222L14 220L15 222H13V223L9 222L10 223L9 224ZM195 220H196V222L199 221L198 218L193 219V221H195ZM1 221H3V222H1ZM232 221H234L235 223L232 222ZM141 222H143V223L141 224ZM196 222H194V223H196ZM7 223H8V225H7ZM152 224H155V225H152ZM196 224H198V223H196ZM199 224H201V223H199ZM156 225H157V227H156ZM162 227H164V228H162ZM165 227L168 228V229L166 230ZM133 229L136 232H134ZM132 231L134 232L133 236H131ZM162 231H163V233H162ZM177 231H178V233H177ZM136 233H139V234L137 236H135L134 234H136ZM66 234L69 237H67ZM169 234H170V236H169ZM5 236L7 237V239H9L7 243H6L7 239L5 240V238H6ZM19 240H20V242H19ZM239 240H241V241L238 242ZM153 241H155V240H153ZM153 241H152V243H154ZM157 241L158 240H156L155 242H157ZM248 241H249V243H248ZM22 242H24V243H22ZM87 242H88V244H87ZM158 243H156V244H158ZM27 244H29V245H27ZM12 245H13V247H12ZM63 245H65V246H63ZM93 245H94V247H93ZM159 245L160 244H158V246ZM249 245H251V246H249ZM25 246H27V247H25ZM88 246H91V247H88ZM96 247H98V248H96ZM92 250H94V251L92 252ZM177 251H180V250H177ZM241 251H243L242 248H241ZM9 252H11V251L9 250ZM244 252H245V250H244ZM151 256H152V258H151ZM125 257H126V259H125ZM193 258L194 259H198L199 257L198 256H193ZM206 259H208V258H206ZM10 261H12V262H10ZM225 263H228V262H225Z\"/></svg>", "mask_w": 264, "mask_h": 264}, {"label": "snow or ice", "instance_id": "snow-or-ice-1", "mask_svg": "<svg viewBox=\"0 0 264 264\" xmlns=\"http://www.w3.org/2000/svg\"><path fill=\"white\" fill-rule=\"evenodd\" d=\"M185 3H187V0H185ZM160 31H161V34H163V29H160ZM165 47L168 48L167 44H165ZM166 55L170 59V57L172 55V50L170 48H168V51H167ZM169 72H171V68H169ZM169 115H171V113H169ZM106 120H108V118H106ZM145 124H147L146 121H145ZM107 128H108L109 132H111L113 130L112 127H111V122L110 121H108V123H107ZM129 132H130V134L135 135V130L132 129L130 126H129Z\"/></svg>", "mask_w": 264, "mask_h": 264}]
</instances>
